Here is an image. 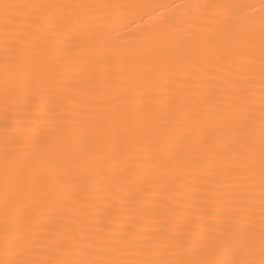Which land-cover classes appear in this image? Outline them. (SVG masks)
<instances>
[{"label":"snow or ice","instance_id":"6c2138e0","mask_svg":"<svg viewBox=\"0 0 264 264\" xmlns=\"http://www.w3.org/2000/svg\"><path fill=\"white\" fill-rule=\"evenodd\" d=\"M116 7L0 0V264H264V0L240 20L235 5L178 6L192 17L169 18L179 30L140 68L106 51L89 12ZM208 8L222 14L203 24ZM257 22L258 231L252 106L225 98L232 65L254 67Z\"/></svg>","mask_w":264,"mask_h":264},{"label":"bare ground","instance_id":"6f19581e","mask_svg":"<svg viewBox=\"0 0 264 264\" xmlns=\"http://www.w3.org/2000/svg\"><path fill=\"white\" fill-rule=\"evenodd\" d=\"M23 2V0H19ZM76 2L85 3H102L115 4L121 7L109 8L103 10H89L90 14L96 18V22L101 28L102 37L108 42L109 48L106 51H113L120 62H127L134 68L144 67L143 61L148 53L153 50H159L162 54L165 52L171 34L178 31V27L169 22V18L182 16L191 18L193 10L180 8L178 6L188 4H228L236 7L229 10V15L234 20H240L244 17L256 15L259 16L260 0H76ZM247 5H256L255 10L246 7ZM202 15L198 19L203 24L214 23L215 20L222 14L221 10L208 8L201 10ZM3 18L0 17V187L3 182L4 170V104L2 90V66L4 55V37H3ZM231 26V25H230ZM258 22H257V46L254 51L251 62L254 67L251 70L246 69L243 64L249 61H244L241 64H234V71L230 73L233 80H239L240 84L232 90L234 95L225 97L229 100H234V106L242 107L245 104H251L253 112V120L251 127L254 132L256 142L255 161H256V177L252 187V197L250 204L253 207L247 209L251 213L249 219L254 221L253 227L259 229V116L261 107V81H260V54L258 43ZM11 43L16 42L15 35L10 38ZM135 71L129 73V77H134ZM219 91H224L220 89ZM82 119L89 117L81 116ZM19 122L18 116H9L8 123L13 127L9 129L10 134L19 135L16 125ZM20 153L23 149L18 150ZM121 177H114L113 182H121ZM207 203V201H202ZM143 206L152 208L156 205L151 200H145ZM2 212V209H0ZM3 221V216L0 214V223ZM2 246H0V256H2ZM131 255V254H129Z\"/></svg>","mask_w":264,"mask_h":264}]
</instances>
